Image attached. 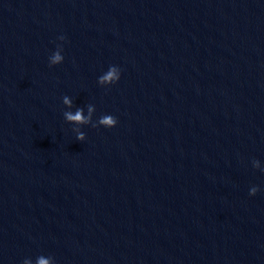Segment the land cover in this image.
I'll use <instances>...</instances> for the list:
<instances>
[{"label":"water","instance_id":"obj_1","mask_svg":"<svg viewBox=\"0 0 264 264\" xmlns=\"http://www.w3.org/2000/svg\"><path fill=\"white\" fill-rule=\"evenodd\" d=\"M39 256L264 264V0H0V264Z\"/></svg>","mask_w":264,"mask_h":264},{"label":"clouds","instance_id":"obj_2","mask_svg":"<svg viewBox=\"0 0 264 264\" xmlns=\"http://www.w3.org/2000/svg\"><path fill=\"white\" fill-rule=\"evenodd\" d=\"M58 39L60 41H64L65 37L63 35L59 36ZM63 45H61V48ZM64 61V56L60 50H57L53 55L48 58V63L50 66L61 64ZM121 78V69L117 65H110L108 70L99 77V81L103 84L113 85L117 83ZM63 103L69 108H72V100L69 96L64 95L62 97ZM93 107L91 105L88 106V111L85 113L83 108H75L74 111H65L63 113L65 120L71 122L74 125H83L89 123L91 121V114L93 112ZM118 123L117 118L112 114H105L101 116L98 120V124L105 128L115 127ZM95 127V125H94ZM75 132V137L79 141H84L86 139V133L76 127L73 129ZM259 190L258 186H252L249 189L250 195H255ZM23 264H32V261L28 258L23 260ZM35 264H55L51 257L45 258L44 256H39L36 259Z\"/></svg>","mask_w":264,"mask_h":264}]
</instances>
